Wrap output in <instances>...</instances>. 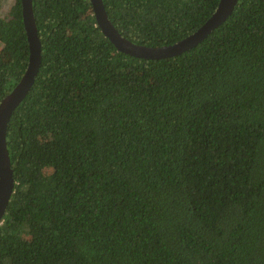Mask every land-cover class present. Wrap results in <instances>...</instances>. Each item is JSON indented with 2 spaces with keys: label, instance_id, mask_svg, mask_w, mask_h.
Here are the masks:
<instances>
[{
  "label": "trees",
  "instance_id": "obj_1",
  "mask_svg": "<svg viewBox=\"0 0 264 264\" xmlns=\"http://www.w3.org/2000/svg\"><path fill=\"white\" fill-rule=\"evenodd\" d=\"M102 2L123 37L162 46L219 0ZM32 8L41 63L6 129L0 264H264V0L164 59L118 51L89 0ZM0 46L1 99L28 63L20 0Z\"/></svg>",
  "mask_w": 264,
  "mask_h": 264
},
{
  "label": "water",
  "instance_id": "obj_2",
  "mask_svg": "<svg viewBox=\"0 0 264 264\" xmlns=\"http://www.w3.org/2000/svg\"><path fill=\"white\" fill-rule=\"evenodd\" d=\"M97 26L115 48L125 54L142 59H164L174 57L196 46L232 13L237 0H219L214 12L189 35L174 43L162 46H146L123 37L112 25L105 12L102 0H89ZM24 30L29 47L27 67L12 87L0 99V223L11 198L14 180L6 147V129L15 108L26 97L32 87L41 63V46L33 15L32 0H20Z\"/></svg>",
  "mask_w": 264,
  "mask_h": 264
},
{
  "label": "rangeland",
  "instance_id": "obj_3",
  "mask_svg": "<svg viewBox=\"0 0 264 264\" xmlns=\"http://www.w3.org/2000/svg\"><path fill=\"white\" fill-rule=\"evenodd\" d=\"M14 0H1L0 1V16H3L7 13L10 5L13 3ZM1 48V46H0Z\"/></svg>",
  "mask_w": 264,
  "mask_h": 264
}]
</instances>
